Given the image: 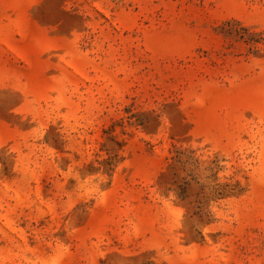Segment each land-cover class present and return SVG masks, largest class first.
<instances>
[{"label":"rangeland","instance_id":"obj_1","mask_svg":"<svg viewBox=\"0 0 264 264\" xmlns=\"http://www.w3.org/2000/svg\"><path fill=\"white\" fill-rule=\"evenodd\" d=\"M0 264H264V0H0Z\"/></svg>","mask_w":264,"mask_h":264}]
</instances>
